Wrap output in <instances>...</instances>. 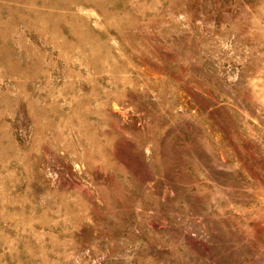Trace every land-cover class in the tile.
<instances>
[{"label":"rangeland","instance_id":"obj_1","mask_svg":"<svg viewBox=\"0 0 264 264\" xmlns=\"http://www.w3.org/2000/svg\"><path fill=\"white\" fill-rule=\"evenodd\" d=\"M0 264H264V0H0Z\"/></svg>","mask_w":264,"mask_h":264}]
</instances>
